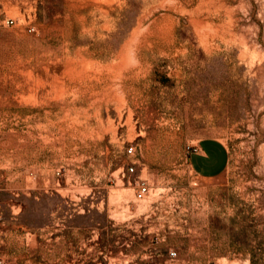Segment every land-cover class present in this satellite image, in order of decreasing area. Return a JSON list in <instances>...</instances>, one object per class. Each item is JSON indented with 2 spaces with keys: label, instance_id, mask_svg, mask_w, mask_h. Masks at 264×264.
Wrapping results in <instances>:
<instances>
[{
  "label": "rangeland",
  "instance_id": "374dc122",
  "mask_svg": "<svg viewBox=\"0 0 264 264\" xmlns=\"http://www.w3.org/2000/svg\"><path fill=\"white\" fill-rule=\"evenodd\" d=\"M0 258L264 264V0H0Z\"/></svg>",
  "mask_w": 264,
  "mask_h": 264
},
{
  "label": "crops",
  "instance_id": "0c3cea01",
  "mask_svg": "<svg viewBox=\"0 0 264 264\" xmlns=\"http://www.w3.org/2000/svg\"><path fill=\"white\" fill-rule=\"evenodd\" d=\"M187 161L199 176L212 177L224 170L228 153L222 141L215 137H208L198 143L196 150L189 151Z\"/></svg>",
  "mask_w": 264,
  "mask_h": 264
},
{
  "label": "built area",
  "instance_id": "2783aa9c",
  "mask_svg": "<svg viewBox=\"0 0 264 264\" xmlns=\"http://www.w3.org/2000/svg\"><path fill=\"white\" fill-rule=\"evenodd\" d=\"M6 22L12 23L13 19L8 18V19H6ZM27 29H28V31H34L35 27L33 25H31V26H28ZM196 148H197L196 146H193L192 150H196ZM132 150H133L132 145L128 146L127 151L129 153H131ZM132 171H134V167L131 163L127 168V172L130 173ZM148 190H149L148 184L144 180L140 179V180L136 181V187H135V192H134L135 198H143L146 195V193L148 192ZM170 253L174 254V251H170ZM0 264H6V261L3 258H0Z\"/></svg>",
  "mask_w": 264,
  "mask_h": 264
}]
</instances>
